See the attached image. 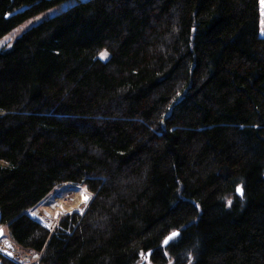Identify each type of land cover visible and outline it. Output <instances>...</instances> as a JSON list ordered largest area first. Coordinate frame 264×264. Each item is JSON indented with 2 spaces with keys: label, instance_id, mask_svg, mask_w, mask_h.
<instances>
[{
  "label": "trees",
  "instance_id": "obj_1",
  "mask_svg": "<svg viewBox=\"0 0 264 264\" xmlns=\"http://www.w3.org/2000/svg\"><path fill=\"white\" fill-rule=\"evenodd\" d=\"M65 1L0 0V39ZM262 12L78 1L0 50V228L28 264H264ZM67 184L92 197L51 230L30 211Z\"/></svg>",
  "mask_w": 264,
  "mask_h": 264
},
{
  "label": "rangeland",
  "instance_id": "obj_2",
  "mask_svg": "<svg viewBox=\"0 0 264 264\" xmlns=\"http://www.w3.org/2000/svg\"><path fill=\"white\" fill-rule=\"evenodd\" d=\"M78 1H85V0H68V1H65L56 7H52L46 11H43V12L37 14L36 16L29 18L28 20L24 21L17 29H15L14 31L4 35V37H2L0 39V50L11 47L13 42L25 30H27V29L31 28L32 26L40 23L45 18H47L49 16H54L58 12L67 9L68 7L77 3ZM262 10H263V12H262V28H261L262 31H261V33H262V35H264V0H262ZM105 58L107 59V56ZM85 190H86L85 187L75 186V185H71V184H67V185H64L63 187H59L47 199H45L40 205H38L36 208L32 209L30 211V215L33 216L34 218L40 220L49 229L53 230L57 226L60 218L63 215H65L67 213H72L74 211H81V212L84 211V209L86 208L87 204L89 203V201L92 197L91 194L88 193L87 191L85 192ZM75 192L80 193L81 196H82V193H84L85 195H87L89 197L86 205L82 199L80 206H73V200L71 199L70 196H72ZM56 196L65 197V201L68 203L67 207H65L63 212H61V213H58L59 211L55 212L53 210V208H49L47 205V202L52 201ZM5 239H8V241H10V243L15 246V244L13 243V241L11 240V238L9 236L5 237ZM15 253H16V255L20 256L21 258L28 257V255H20L16 249V246H15ZM31 258H32V256H30V260H31ZM0 264H1V262H0ZM143 264H150V263L149 262H146V263L143 262Z\"/></svg>",
  "mask_w": 264,
  "mask_h": 264
},
{
  "label": "bare ground",
  "instance_id": "obj_3",
  "mask_svg": "<svg viewBox=\"0 0 264 264\" xmlns=\"http://www.w3.org/2000/svg\"><path fill=\"white\" fill-rule=\"evenodd\" d=\"M70 197L73 200V206H80V203L82 201V196H81L80 193L75 192ZM86 203H85V205H86ZM47 205H48L49 208H53V210L55 212L59 211L58 213H61V212H63L64 208L67 207L68 203L65 201V197L56 196L52 201L47 202ZM0 244H1L0 245V250H1L0 252L1 253H3L4 255H6L8 257H10L11 259L21 258L20 256L16 255L15 246L12 245L10 243V241H8V239H5V232H4V237L0 240ZM11 251H13V253Z\"/></svg>",
  "mask_w": 264,
  "mask_h": 264
},
{
  "label": "built area",
  "instance_id": "obj_4",
  "mask_svg": "<svg viewBox=\"0 0 264 264\" xmlns=\"http://www.w3.org/2000/svg\"><path fill=\"white\" fill-rule=\"evenodd\" d=\"M2 244V243H1ZM0 244V245H1ZM1 251V250H0ZM12 253H13V251H11ZM33 259L34 260H36L37 262L39 261V259H40V255H38V254H34V256H33ZM13 260H15V261H18V262H20L21 264H28V263H30V258H28V257H26V258H15V259H13ZM30 260V261H29Z\"/></svg>",
  "mask_w": 264,
  "mask_h": 264
},
{
  "label": "water",
  "instance_id": "obj_5",
  "mask_svg": "<svg viewBox=\"0 0 264 264\" xmlns=\"http://www.w3.org/2000/svg\"><path fill=\"white\" fill-rule=\"evenodd\" d=\"M241 191H238V193L240 194V195H243V191H242V189H240ZM2 230V235H0V240L4 237V229H1ZM174 233H176L177 235H175L174 237H173V233L171 234V235H169V237H172L171 239H169V237L166 239L168 242L167 243H165L166 245L168 244V243H170L173 239H175L178 235H179V232L178 231H176V232H174Z\"/></svg>",
  "mask_w": 264,
  "mask_h": 264
},
{
  "label": "snow or ice",
  "instance_id": "obj_6",
  "mask_svg": "<svg viewBox=\"0 0 264 264\" xmlns=\"http://www.w3.org/2000/svg\"><path fill=\"white\" fill-rule=\"evenodd\" d=\"M106 55H107V53H102V54H101V58H102V59L105 58ZM238 191H241V190L238 189ZM85 192H86V190H85ZM82 199H83V201L86 203L87 200L89 199V197H88L87 195H85L84 193H82ZM0 235H2V230H0ZM175 235H177V234H176V233H173V237H174ZM171 238H172V237H169V239H171ZM167 242H168V241L165 240V243H167Z\"/></svg>",
  "mask_w": 264,
  "mask_h": 264
},
{
  "label": "crops",
  "instance_id": "obj_7",
  "mask_svg": "<svg viewBox=\"0 0 264 264\" xmlns=\"http://www.w3.org/2000/svg\"><path fill=\"white\" fill-rule=\"evenodd\" d=\"M0 229H1V228H0ZM2 229H4V232H5V237H8V236H9L8 232L5 230V228H4V227H2Z\"/></svg>",
  "mask_w": 264,
  "mask_h": 264
}]
</instances>
